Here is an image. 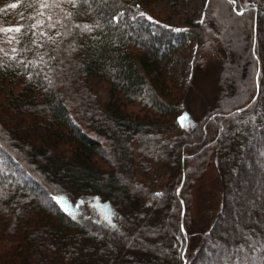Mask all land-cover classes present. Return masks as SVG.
<instances>
[{"label":"trees","instance_id":"16d2710c","mask_svg":"<svg viewBox=\"0 0 264 264\" xmlns=\"http://www.w3.org/2000/svg\"><path fill=\"white\" fill-rule=\"evenodd\" d=\"M131 2L0 0V29L23 25L0 31V264H264V0H207L182 31ZM190 40L198 65L216 43L220 80L206 114L180 123L169 64ZM212 156L221 204L195 242L191 189Z\"/></svg>","mask_w":264,"mask_h":264},{"label":"rangeland","instance_id":"374dc122","mask_svg":"<svg viewBox=\"0 0 264 264\" xmlns=\"http://www.w3.org/2000/svg\"><path fill=\"white\" fill-rule=\"evenodd\" d=\"M131 3L136 12H144L146 16L153 18L149 21L172 29H183L186 28L189 18L193 21L202 19L207 0H177L176 3L168 0H146L144 4L139 0H132ZM211 42L201 64L198 65L196 62L201 47L196 40L185 42L173 55L169 64V73L183 93L180 98H182L186 109L185 114L178 118L180 123H184L185 119L190 122L201 119L206 114V108L213 105L218 92L216 85L220 80V50L216 43ZM89 83L93 93L98 96L101 102L106 103L109 97L107 84L103 81L92 80V78L89 79ZM181 117L184 118L183 121H181ZM216 166V158L212 156L202 177L195 181L191 189L189 211L192 218L191 235L195 242L198 241L203 230L210 226L221 204V185ZM247 173L248 184L245 189L248 185L258 189L256 180L258 173L254 169ZM249 175H251V179H249ZM245 196L242 199L247 204L246 209L253 216V213L257 212V201L253 202V195ZM67 208L66 212L71 215L75 214L71 207L67 205ZM91 208L100 221L110 222L109 225H112L111 219L106 218L110 215L102 205L93 202Z\"/></svg>","mask_w":264,"mask_h":264},{"label":"snow or ice","instance_id":"6c2138e0","mask_svg":"<svg viewBox=\"0 0 264 264\" xmlns=\"http://www.w3.org/2000/svg\"><path fill=\"white\" fill-rule=\"evenodd\" d=\"M68 2L70 4H72L73 6H76V4L79 2V0H68ZM84 2L87 3V0H84ZM228 2L231 3V4H235L236 3V0H228ZM48 6L49 5H47L45 3H41L40 4V7L41 8H45V7H48ZM9 7L16 8L17 7V4L16 3H12V4L9 5ZM137 7H139V6L137 5ZM0 11H2V9H0ZM66 15L71 16V13H66ZM122 15H123V13H120L119 14V16H122ZM136 15H138L140 17H146L148 20H152L153 19L151 16H146V14L144 12H137ZM119 16H114L112 18V20L118 23L119 22ZM50 19H51V17H49V20ZM133 19H135V17H133ZM43 23H44L43 20H37V22L32 25V28L35 29L38 25H41ZM97 26H99V25H97ZM22 27H23V25H17V26H14V27H8V28H5V29H0V31H7V32L15 31V32H20ZM49 27H54V25H51L50 24ZM75 27L81 28L82 30L87 31V32H91L93 26L88 25V24H84V25H75ZM175 30L176 31H182L181 29H175ZM33 35H35V33H33ZM56 35L57 36H60L61 33L57 32ZM48 39L51 40L52 37H48ZM33 43H35V41H33ZM53 59H54V57H53ZM33 63H35V62H33ZM29 78H31V73H29ZM45 79L48 80L49 85H51L52 81L47 76H45ZM183 119L184 118L181 117V121H183ZM155 195L156 196H160L162 194L161 193H156ZM52 199L55 200V202L57 204L61 205V207H63L65 211L68 210V208H67V201H66V198L65 197H63V196H53ZM106 218L109 219V220L111 219L110 216H108ZM181 231H183V226H181ZM181 256H183L182 253H181ZM185 264H187V261H185ZM225 264H226V260H225Z\"/></svg>","mask_w":264,"mask_h":264},{"label":"water","instance_id":"95a60500","mask_svg":"<svg viewBox=\"0 0 264 264\" xmlns=\"http://www.w3.org/2000/svg\"><path fill=\"white\" fill-rule=\"evenodd\" d=\"M183 213H184V209H182V215H183Z\"/></svg>","mask_w":264,"mask_h":264}]
</instances>
